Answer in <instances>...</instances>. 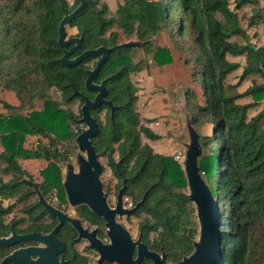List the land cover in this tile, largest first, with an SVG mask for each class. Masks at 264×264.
Wrapping results in <instances>:
<instances>
[{
    "label": "trees",
    "instance_id": "16d2710c",
    "mask_svg": "<svg viewBox=\"0 0 264 264\" xmlns=\"http://www.w3.org/2000/svg\"><path fill=\"white\" fill-rule=\"evenodd\" d=\"M71 1L0 0V89L15 94L19 101L15 108L28 99L43 100L42 108L30 111L29 115L0 113V132L6 131L0 151V160L5 162L2 171L12 170L15 178L21 177L26 172L18 164V157L45 158L47 165L39 171L43 178L42 191L60 185L55 141L71 140L80 132L73 133L72 124L81 122V110L75 115L49 100L46 91L52 87L58 89L64 104L77 99L83 102V95L92 98L94 94L85 87L87 70L91 69L88 63L94 57H85L75 64L61 60L72 44H58L59 22L65 11L71 12L80 3V0ZM255 2L123 0L111 14L106 3L100 1L95 5L86 0L64 26L65 34L66 27H74V36L80 37V47L69 58L101 45H118L115 24L126 34L142 40L146 51L160 20L173 26L172 35L189 33V52L183 63L198 88L188 86L184 99L191 123L200 132L203 147L200 169L218 198L220 247L228 264H264V44L256 46L249 40L237 13L241 7ZM233 36L242 37L244 43L232 41ZM130 50L124 46L111 50L95 78V81L104 80L106 98L114 111L111 117L106 104L91 110L93 116L104 109L107 114L104 123L98 122L99 132L92 144L102 154L105 147L122 137L117 145L116 176L151 180L152 187L141 210L148 211L152 217L150 225L146 222L149 228H160L159 238L164 239L166 234L167 241L175 242L169 251L179 259L192 251L196 232L194 210L187 197L180 162L141 141L142 135L152 140L160 136L140 123L134 109L137 93L130 77L141 67L133 62ZM150 53L156 63L171 60L169 47H156ZM237 56L243 57V63L232 60ZM237 69L241 73L237 82L231 84L228 78ZM249 74H257L262 82L252 83L242 92L230 91ZM242 98L248 100L241 102ZM1 103L5 108L13 107ZM36 115L44 119V124L33 120ZM35 133L47 137L48 143L41 145L38 141L30 150L22 147L25 134ZM16 185L15 181L1 180L0 197L12 196ZM226 204L232 210L227 212ZM258 225L263 226L261 235L255 231ZM4 226L0 214V235Z\"/></svg>",
    "mask_w": 264,
    "mask_h": 264
},
{
    "label": "flooded vegetation",
    "instance_id": "af4514ba",
    "mask_svg": "<svg viewBox=\"0 0 264 264\" xmlns=\"http://www.w3.org/2000/svg\"><path fill=\"white\" fill-rule=\"evenodd\" d=\"M94 58L97 60L98 57ZM101 81L104 80H93L96 84ZM93 92L92 98L83 95L82 104L84 97L94 99L96 91ZM106 105L112 117L111 106ZM98 132L91 138V143ZM121 140L122 137L111 146L105 147L102 154L94 147L98 160L100 157L105 158L112 174V179L101 178L103 165L99 160L101 188L108 207L115 210L114 225H110L109 219L92 210L86 203L71 202L64 185L66 164L64 168L58 164L60 185L47 191H42L41 182H33L24 177H13L6 182L17 183L14 188L16 191L12 193V196L16 195L15 199L6 207L0 206L1 219L5 225L0 237L11 238L12 241L0 244V262L17 251L19 252L14 261L8 259L3 264H176L185 256L175 259L173 253L169 251L175 242L167 241L166 234L164 239L159 238L161 231L159 227L149 228L152 217L148 211L141 210V207L152 187L151 180L116 176V166L119 163L116 160L117 145ZM73 168L74 171L77 170ZM41 179L43 180L42 177ZM22 186L26 189H21ZM122 187L123 209L134 208L142 201L130 213L120 214L116 210ZM38 193L41 194L42 199ZM14 203H16L17 215L3 219L4 215H11ZM124 231L127 232L129 239Z\"/></svg>",
    "mask_w": 264,
    "mask_h": 264
},
{
    "label": "rangeland",
    "instance_id": "374dc122",
    "mask_svg": "<svg viewBox=\"0 0 264 264\" xmlns=\"http://www.w3.org/2000/svg\"><path fill=\"white\" fill-rule=\"evenodd\" d=\"M106 3L109 12L114 13L117 3L123 2V0H101ZM150 3L158 2V0H148ZM69 3H72L69 0ZM230 7H233V2L231 1ZM240 24L246 28L247 35L249 40L254 45L264 44V0H256L255 3L247 4L237 10ZM254 19L255 23L249 25V22ZM171 27L167 25V22L162 20L158 21L155 25L154 33L149 39L150 49L146 51L144 49V42L138 39L134 34L129 35L123 32V30L116 24L113 26V30L117 32V41L119 43L128 41V40H137L141 42L142 46L130 47L131 50L130 56L133 62H138L140 64V71L131 74V80L136 87L137 98L134 104V109L138 113V118L140 123L143 126L149 127L154 133L159 135L158 140L148 139L147 137H141L142 143L149 144L152 148L162 154L170 155L175 157V154L178 151L184 150L183 143L186 141V133L184 127V115L181 112V108L185 105L186 112L189 113L187 108L186 101L184 99L185 90L188 86L198 88L196 84L193 83L189 75L188 68L185 67L183 63V58L188 56V46H190V35L186 31L182 36H176L173 32L171 34ZM76 33V29L66 27V36L72 37ZM232 41L237 43H244V39L240 36H233ZM177 43L181 44L183 48L179 47ZM156 47H169L171 53V60L169 62L156 63L152 59V53H150ZM96 58H93L88 63L90 67L95 63ZM232 60L243 63V57L237 56L232 58ZM241 73L240 69H237L228 78V82L235 84L237 82L238 76ZM262 82L261 78L257 74H249L246 78L235 88H232L230 91L242 92L252 83ZM0 90V113L7 115L14 114H25L29 115L32 110H40L42 108V99L35 98L23 102V105L20 108H15L19 101L13 92L3 95ZM46 97L49 100L56 101L64 109L71 110L75 115L79 114L80 107L82 102L80 100H75L70 104H64L62 102V97L60 91L54 87L46 91ZM247 98L240 99L241 102L247 101ZM6 102L7 104L13 106L12 108H5L2 106L1 102ZM258 110V109H257ZM256 112V111H255ZM254 113V112H253ZM81 117V116H80ZM97 122L104 123L107 114L106 110H102L93 116ZM45 118V117H44ZM33 120L36 123L44 124V119L38 115L33 117ZM264 124V121H263ZM10 127L9 124L6 125ZM5 127V126H3ZM84 123H73L72 129L73 133H77L78 130L85 128ZM54 133L51 131L50 133ZM204 132V130L202 131ZM6 134V131L0 132V151L3 149L2 136ZM200 134V132H199ZM41 142V145H46L48 143L47 137L40 135L39 133L35 134H25V137L22 139V147L30 150L34 149L37 142ZM57 152V162L61 168H64L65 164L72 163L75 168H77L76 158L79 153L78 147L75 143V136H72L71 140H62L55 141ZM84 154L83 152H80ZM99 160L103 165V173L101 178L112 179V174L107 165L106 159L100 157ZM175 160V159H174ZM18 164L26 172L21 177H24L33 182H41V177L39 171L47 165V160L43 157L38 158H17ZM5 165V162L0 160V181H8L14 177L12 170L8 172L2 171V167ZM15 178V177H14ZM25 187V186H24ZM23 186L21 189H26ZM20 191V190H19ZM18 191V192H19ZM187 191V189H186ZM16 196V195H15ZM15 196H10V198H1L0 197V206L6 207L11 202L14 201ZM221 200V199H220ZM191 203V202H190ZM192 204V203H191ZM194 210V220L196 222V232L195 239L198 235V224L195 216ZM232 210V206L226 204V211ZM11 215H4L3 219H6L11 216L17 215L16 203L13 205V210ZM134 232V226L132 227ZM256 234L261 235L263 231V226L258 225L256 227Z\"/></svg>",
    "mask_w": 264,
    "mask_h": 264
},
{
    "label": "water",
    "instance_id": "95a60500",
    "mask_svg": "<svg viewBox=\"0 0 264 264\" xmlns=\"http://www.w3.org/2000/svg\"><path fill=\"white\" fill-rule=\"evenodd\" d=\"M85 1L86 0H80V3L71 12L65 11L58 25V44L60 46H69L72 44L69 49L64 51L61 57L63 62L75 64L85 57H98L95 66L87 70V77L85 79L86 89L96 91V94L93 100L84 97V103L81 105L80 121L85 123L86 127L82 128L75 136V143L79 150L76 158L77 170H73L74 166L72 163L66 164L64 185L71 202L86 203L92 210L102 214L106 219H109L110 225H114L113 214L115 210H111L106 203L105 194L102 191L100 182L101 164L94 150V146L91 143V138L98 132V124L90 113L91 109L99 108L102 104L110 105L111 113H113L114 107L106 98L107 89L104 81L96 84L93 80L98 75L101 64L115 47H141L142 44L137 40H128L119 43L115 47L101 45L96 48L84 50L74 58H69L70 54L80 47V37H67L64 32V26L71 22L75 14L83 7ZM88 1L97 5L101 0ZM181 112L184 115L186 141L183 143V158L180 164L186 180L187 197L195 209L198 235L192 242V251L188 255L183 256L176 264H227L220 247L221 231L219 228L221 214L218 198L214 196L209 184L204 179L199 165V159L203 154L199 132L191 123L190 115L186 112L185 105L182 106ZM122 192L123 187L120 189L116 206V210L120 214L123 212L130 213L142 203V201H140L134 208L123 209L121 206ZM38 194L42 199L41 194ZM124 233L129 239L127 232L124 231ZM11 241V238L0 237V244L10 243ZM18 252L19 251L14 252L5 257L0 264H3L8 259L14 261Z\"/></svg>",
    "mask_w": 264,
    "mask_h": 264
},
{
    "label": "built area",
    "instance_id": "2783aa9c",
    "mask_svg": "<svg viewBox=\"0 0 264 264\" xmlns=\"http://www.w3.org/2000/svg\"><path fill=\"white\" fill-rule=\"evenodd\" d=\"M183 158V152L182 151H178L176 154H175V157L174 159L178 162H181ZM201 173L203 174V172L201 171Z\"/></svg>",
    "mask_w": 264,
    "mask_h": 264
},
{
    "label": "crops",
    "instance_id": "0c3cea01",
    "mask_svg": "<svg viewBox=\"0 0 264 264\" xmlns=\"http://www.w3.org/2000/svg\"><path fill=\"white\" fill-rule=\"evenodd\" d=\"M253 42V41H252ZM254 43V42H253ZM258 46V45H257ZM0 90H2V89H0ZM10 92H12V91H10V90H3V92H1L3 95H7L8 93H10ZM15 95V94H14Z\"/></svg>",
    "mask_w": 264,
    "mask_h": 264
}]
</instances>
